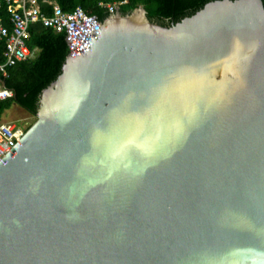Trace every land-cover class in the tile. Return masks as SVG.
<instances>
[{
    "label": "water",
    "instance_id": "95a60500",
    "mask_svg": "<svg viewBox=\"0 0 264 264\" xmlns=\"http://www.w3.org/2000/svg\"><path fill=\"white\" fill-rule=\"evenodd\" d=\"M67 43L0 158V264H264L263 1Z\"/></svg>",
    "mask_w": 264,
    "mask_h": 264
},
{
    "label": "trees",
    "instance_id": "16d2710c",
    "mask_svg": "<svg viewBox=\"0 0 264 264\" xmlns=\"http://www.w3.org/2000/svg\"><path fill=\"white\" fill-rule=\"evenodd\" d=\"M64 11L81 6L85 13L94 15L99 21L105 20L109 11L105 3L121 2L118 10L127 14L141 6L150 20L164 25L181 20L200 9L211 0H55ZM263 4H264V0ZM44 6L42 0H38ZM103 3V4H100ZM29 47H38L39 53L34 59L17 62L3 77L4 84L13 91V96L0 102V118L12 103H15L32 115L37 109L40 92L61 72V66L67 55L68 47L64 32H57L43 26L41 22L32 23L27 38Z\"/></svg>",
    "mask_w": 264,
    "mask_h": 264
},
{
    "label": "built area",
    "instance_id": "2783aa9c",
    "mask_svg": "<svg viewBox=\"0 0 264 264\" xmlns=\"http://www.w3.org/2000/svg\"><path fill=\"white\" fill-rule=\"evenodd\" d=\"M120 4L121 2H113L105 3L103 6L113 14ZM1 10L5 11L10 27L7 26ZM92 16L85 13L80 6L66 12L58 4L53 3L51 12L47 14L39 8L37 0H0V43H2L3 58L0 60V102L11 98L14 94L3 84V77L8 76V69L31 56L27 38L32 23L41 22L46 27L64 32L67 42L69 28ZM94 20L100 23L95 16ZM67 47L68 55V43ZM27 126L16 122L0 123V158L20 139Z\"/></svg>",
    "mask_w": 264,
    "mask_h": 264
},
{
    "label": "rangeland",
    "instance_id": "374dc122",
    "mask_svg": "<svg viewBox=\"0 0 264 264\" xmlns=\"http://www.w3.org/2000/svg\"><path fill=\"white\" fill-rule=\"evenodd\" d=\"M1 120L16 121L18 124L29 126L35 120V116L21 106L13 103L4 111Z\"/></svg>",
    "mask_w": 264,
    "mask_h": 264
},
{
    "label": "crops",
    "instance_id": "0c3cea01",
    "mask_svg": "<svg viewBox=\"0 0 264 264\" xmlns=\"http://www.w3.org/2000/svg\"><path fill=\"white\" fill-rule=\"evenodd\" d=\"M42 2H43V4H44V6H40V3L38 2V0H37V4H38V6H39V8L42 10V11H44L45 13H47V14H49L50 12H51V10H52V4L53 3H56V4H58L55 0H42ZM113 3V2H112ZM120 3V2H119ZM59 5V4H58ZM81 7V6H80ZM1 13L3 14V16L5 17V22H6V24H7V26L8 27H10V23H9V21H8V19H7V15H6V13H5V11L4 10H1ZM44 26V25H43ZM46 27V26H45ZM50 28V27H49ZM52 29V28H51ZM54 30V29H53ZM56 31V30H55ZM58 32V31H57ZM29 49H30V51H31V56L28 58V59H26V60H32V59H34V58H36V56L38 55V53H39V48L38 47H33V48H31V47H29ZM1 51H2V43H0V60H2L3 58H2V56H1ZM68 52V51H67ZM67 56V55H66ZM22 61H24V60H22ZM20 62V61H19ZM11 68V67H10ZM9 68V69H10ZM9 69H8V71H9ZM4 82V81H3ZM5 85V84H4ZM13 104V103H12ZM11 104V105H12ZM15 104V103H14ZM4 113V112H3ZM1 118H2V116H1ZM1 118H0V123H3V122H16V121H10V120H1Z\"/></svg>",
    "mask_w": 264,
    "mask_h": 264
}]
</instances>
